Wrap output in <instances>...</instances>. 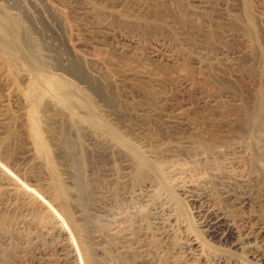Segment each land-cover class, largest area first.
<instances>
[{"label": "rangeland", "instance_id": "374dc122", "mask_svg": "<svg viewBox=\"0 0 264 264\" xmlns=\"http://www.w3.org/2000/svg\"><path fill=\"white\" fill-rule=\"evenodd\" d=\"M0 28L17 50L0 41V264H28L64 232L84 264H123L138 238L147 264H175L190 235L202 264H264L209 240L179 189L208 191L202 209L238 222L216 190L238 161L259 176L250 213L264 219V160L227 154L264 146V0H0ZM135 191L163 197L167 236Z\"/></svg>", "mask_w": 264, "mask_h": 264}, {"label": "bare ground", "instance_id": "6f19581e", "mask_svg": "<svg viewBox=\"0 0 264 264\" xmlns=\"http://www.w3.org/2000/svg\"><path fill=\"white\" fill-rule=\"evenodd\" d=\"M0 33L2 34L0 37V41L4 43L7 42L6 47H8V49L10 47L13 48L15 52L16 50L15 46L13 45L12 41H9V39H7V33L5 32V30L0 28ZM61 86L59 85V92L63 97V100L66 103H72L74 101L72 94L66 93L64 90L65 88L63 89V87ZM262 124H264L263 121ZM256 131H258V128L256 129ZM256 136L259 137L260 139L263 138L264 140V126L261 128V131L258 132ZM253 139H254V135H253ZM254 140H256V138ZM240 142H238L236 145L235 144L234 145L232 144V146L230 145L231 147H228L227 154L242 152L243 154L241 155L247 157L246 158L247 160L245 161L246 165H248L250 169L258 168L259 162L261 160H264V146L262 145L256 146L257 145L256 144L254 145L255 146L254 148H251L252 146V144L250 146L251 141L246 142L244 144H242L243 142L242 143ZM224 154L227 155L226 152ZM196 156L197 157L195 158H199L201 160L207 161L209 154L208 156H206L205 153H201V155L198 154ZM242 162L244 163V161ZM236 165L240 166V162L238 163V161H232V160H228L226 162L225 159L224 168L226 170L224 169L225 173L223 172L224 174L223 175L221 174L220 180H218L219 183L218 182L216 183L218 185V186L216 185L217 187L216 190H219L221 195L225 194L226 196H228L229 198L226 199L231 202L232 207L235 210L239 209L242 212V218L238 222L236 221L237 219L232 217L229 218L224 213L218 211L215 208L210 210L202 209L203 205H205L206 202L210 200L209 199L210 194L208 193V191L201 190L198 187H195L194 185L187 183L181 185L182 187L180 186L181 188L179 187V189L180 191L183 192L182 194L188 199V201L198 204L197 213L200 220L199 225L201 229L205 232L206 237L209 240H212L214 241V243L216 242L217 244L220 245H227L229 247H233L237 250L243 249L245 247H250L252 249V247H254L253 250L250 249V251H254L253 253L255 254V258L257 261L259 262L261 261L262 263H264V219H262L259 216H256L255 214L253 215L250 213V209L252 205L256 203L255 188L259 183V176L255 173L246 175L239 172H233L234 171L233 166ZM173 176H175V174ZM214 176L216 175L214 174ZM136 191L135 193L139 200H143L144 202L145 201L150 202L153 207L152 209L154 210V213L152 214L154 219L153 228L155 227L156 232L160 236H167L169 229L166 228L172 226L173 217L171 214H169V211H167L168 209L166 208L168 206L165 207L167 203L166 204L163 203L164 201L163 197L162 196L160 197V195L159 197L156 198L150 197V195H148V193L150 192H148L146 195V194H142V191L140 192L138 191V193ZM61 192L63 193L62 189ZM133 192L134 191L130 193L124 190V192L122 191L121 196L124 200L132 199ZM130 234L131 233L129 230L123 231V236L121 238L122 246H125L130 243ZM199 239L200 238L193 235L186 236L184 242H182L184 243V245L181 248V254L183 257L180 260L176 261L175 264H202L201 262L196 260L197 253L199 249L203 246L202 240L200 241ZM94 241L97 242L96 244H98V250H99L98 252L100 255H102L103 252L101 251V246H99L102 241L101 235L97 234L95 236ZM95 252H96V256H98L97 250ZM144 252L145 251L143 249L142 241L140 238H138L135 247L131 248L130 250L129 249L125 250L123 252V255L119 258V260L123 264H144V262L145 264H147V261L145 260ZM79 254L80 253H78L76 250L73 249L69 234L64 232L63 240L58 243H55L53 251L46 253V251L42 250L41 248L35 249V251L32 253V257L29 258L30 262L28 264H84V261L82 262V258L80 257L81 255ZM102 264H115V263L103 262ZM217 264H232V262L221 259L217 262Z\"/></svg>", "mask_w": 264, "mask_h": 264}]
</instances>
